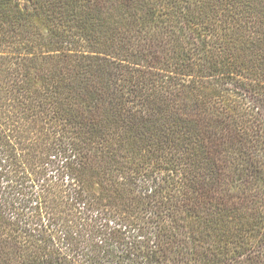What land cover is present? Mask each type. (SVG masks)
Instances as JSON below:
<instances>
[{
    "label": "trees",
    "instance_id": "16d2710c",
    "mask_svg": "<svg viewBox=\"0 0 264 264\" xmlns=\"http://www.w3.org/2000/svg\"><path fill=\"white\" fill-rule=\"evenodd\" d=\"M0 264H264V0H0Z\"/></svg>",
    "mask_w": 264,
    "mask_h": 264
}]
</instances>
